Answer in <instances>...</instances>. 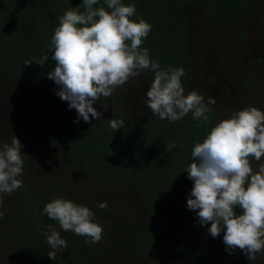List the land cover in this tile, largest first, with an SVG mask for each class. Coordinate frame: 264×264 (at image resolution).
Returning a JSON list of instances; mask_svg holds the SVG:
<instances>
[{
    "label": "trees",
    "instance_id": "obj_1",
    "mask_svg": "<svg viewBox=\"0 0 264 264\" xmlns=\"http://www.w3.org/2000/svg\"><path fill=\"white\" fill-rule=\"evenodd\" d=\"M122 2L135 5L132 19L143 17L152 25L143 43L150 57L162 69H185V94L197 90L207 101L228 86V97L232 84L241 82L244 90L254 85L252 101L264 109V0H253L255 5L251 0ZM80 4L82 0H0V142L10 143L16 135L25 161L23 187L4 194L0 264H264V254L249 261L241 250L234 254L226 249L224 233L211 237L210 224L200 225L187 207L193 181L184 170L195 143L203 141L218 116L230 112L221 105L225 100L209 106L210 124L194 120L191 113L175 122L162 120L147 107L155 74L145 71L115 89L106 110L100 102L94 104L103 112L100 120L74 123L76 110L56 95L59 86L47 73L55 67L49 45L59 17ZM100 6L107 9L104 0L94 5ZM228 50L244 57L255 54L250 62L256 65L259 57L263 64L235 78L223 67ZM44 55L49 59L42 67L36 62ZM216 65L227 80L222 88L213 83ZM111 118H122L125 127L114 131ZM57 197L93 211L103 227L98 243L60 230L43 213ZM102 202H107L104 209L97 207ZM49 226L68 244L63 253L57 251L56 260L47 255L53 251L47 243Z\"/></svg>",
    "mask_w": 264,
    "mask_h": 264
},
{
    "label": "clouds",
    "instance_id": "obj_2",
    "mask_svg": "<svg viewBox=\"0 0 264 264\" xmlns=\"http://www.w3.org/2000/svg\"><path fill=\"white\" fill-rule=\"evenodd\" d=\"M104 2L107 9L94 7L98 0H82L79 6L66 10L49 45L55 67L47 78L59 86L56 95L68 102L69 109L76 110L74 123L100 120L103 112L94 107L95 103L100 102L106 110V99L115 89L142 72L152 71L154 80L146 96L154 115L175 122L191 113L194 120L210 124L209 106L216 104L215 98L205 101L197 90L185 94L181 80L185 69L171 65L162 69L150 57L143 43L152 25L143 17L132 19L135 5L122 0ZM48 59L49 55H44L36 63L43 67ZM109 126L117 131L125 122L111 118ZM22 147L16 135L11 136L10 143L0 142V218L5 215L4 194L11 195L23 187ZM191 158L184 170L193 181L188 209L196 212L200 225L210 224L207 232L211 237L224 233L226 249H239L249 261L256 260L258 254H264V111L254 106L234 110L211 127L202 142L195 143ZM97 207L104 209L107 202ZM43 213L56 221L60 230L85 237L86 243L96 244L102 239L103 227L85 205L57 197L44 206ZM49 228L47 243L53 251L47 255L56 260L57 251L63 253L68 244L60 231Z\"/></svg>",
    "mask_w": 264,
    "mask_h": 264
},
{
    "label": "rangeland",
    "instance_id": "obj_3",
    "mask_svg": "<svg viewBox=\"0 0 264 264\" xmlns=\"http://www.w3.org/2000/svg\"><path fill=\"white\" fill-rule=\"evenodd\" d=\"M252 1V4L255 5V3H253V0ZM252 5V8H253V11L255 13V7ZM245 25H249V26H252L250 22H246ZM244 26V25H243ZM231 29H235L234 27H231ZM263 42H264V38H263ZM264 44V43H263ZM210 47V46H208ZM252 49L253 47H251V52H252ZM215 51V48L212 47L208 50L209 52V56L208 57H211L212 53ZM260 51V47H258L257 45H255V53L256 52H259ZM229 54L226 56L225 59H223V67L232 72L233 73V76L236 78H238L240 76V74L242 75L243 73H249V74H252V72L254 71V67L255 69L258 67L259 68V65L260 64H263L261 62H259V57L257 58L256 57V65L255 63H251L250 60L253 58L254 59V55H245V57L243 56L244 53H240L239 55H235V53H232L231 50H228ZM227 53V51H226ZM214 59V61L217 63L218 60H217V57L214 56L212 57ZM209 62L211 61V58H208ZM209 65V64H208ZM207 68V67H206ZM212 66L208 68V70H211ZM210 71H206V73H208ZM255 72V71H254ZM213 73L215 74L216 76V80L213 81L214 83V86L217 87V88H222L223 86H225V84L227 83V80H226V77L224 76V74L222 73V71L220 70V65H216L214 66V69H213ZM210 85L212 84L209 80H206ZM231 81V80H230ZM241 84V82H239L238 85L236 86H231V96L230 94H228V97H227V93H228V86L225 87V89H223V91L221 92V90H218L216 91V93H214L213 95V98H215V100L219 101L220 100H225L223 102H221V105H223L222 107L224 108H227L230 110V112H233L234 110H241L243 108H246V107H249V106H256L258 109H263L261 108L260 106H257L255 105V101H252L253 98L256 97L257 95V91H255V87L254 85L251 86L249 89H243L241 88V86H239ZM232 93L234 94L235 97L239 96V99L238 100H235L233 98V95ZM242 97L243 99H245V103L246 105H244L243 103H241V98ZM234 100H232V99ZM244 105V106H243ZM264 110V109H263ZM262 110V111H263ZM230 112L226 115H220L217 117V121L219 122L220 120L222 119H226L229 117V114ZM233 252V251H232ZM235 254V251L233 252Z\"/></svg>",
    "mask_w": 264,
    "mask_h": 264
}]
</instances>
